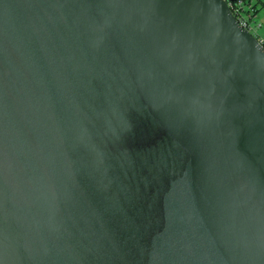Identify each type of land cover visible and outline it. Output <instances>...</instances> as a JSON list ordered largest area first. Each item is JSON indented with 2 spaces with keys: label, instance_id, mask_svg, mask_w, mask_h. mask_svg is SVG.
Returning <instances> with one entry per match:
<instances>
[{
  "label": "water",
  "instance_id": "obj_1",
  "mask_svg": "<svg viewBox=\"0 0 264 264\" xmlns=\"http://www.w3.org/2000/svg\"><path fill=\"white\" fill-rule=\"evenodd\" d=\"M237 1L0 0V264H264Z\"/></svg>",
  "mask_w": 264,
  "mask_h": 264
},
{
  "label": "built area",
  "instance_id": "obj_2",
  "mask_svg": "<svg viewBox=\"0 0 264 264\" xmlns=\"http://www.w3.org/2000/svg\"><path fill=\"white\" fill-rule=\"evenodd\" d=\"M231 8L237 19L240 21L241 25L251 32L252 22L254 21V16L256 15L253 12L252 6L246 5L244 0H238L236 3L231 4ZM259 26H261V24H259ZM258 40L264 46L263 39L258 38Z\"/></svg>",
  "mask_w": 264,
  "mask_h": 264
},
{
  "label": "rangeland",
  "instance_id": "obj_3",
  "mask_svg": "<svg viewBox=\"0 0 264 264\" xmlns=\"http://www.w3.org/2000/svg\"><path fill=\"white\" fill-rule=\"evenodd\" d=\"M255 3L257 0H253ZM261 24V26H259ZM251 32L259 39L264 41V8L259 6L258 12L254 16V21L252 22Z\"/></svg>",
  "mask_w": 264,
  "mask_h": 264
},
{
  "label": "trees",
  "instance_id": "obj_4",
  "mask_svg": "<svg viewBox=\"0 0 264 264\" xmlns=\"http://www.w3.org/2000/svg\"><path fill=\"white\" fill-rule=\"evenodd\" d=\"M244 2L246 5L252 6L254 14L258 12L259 6L264 8V0H257L255 3H252V4H251V0H244Z\"/></svg>",
  "mask_w": 264,
  "mask_h": 264
},
{
  "label": "crops",
  "instance_id": "obj_5",
  "mask_svg": "<svg viewBox=\"0 0 264 264\" xmlns=\"http://www.w3.org/2000/svg\"><path fill=\"white\" fill-rule=\"evenodd\" d=\"M254 1L253 0H251V4L253 3Z\"/></svg>",
  "mask_w": 264,
  "mask_h": 264
}]
</instances>
